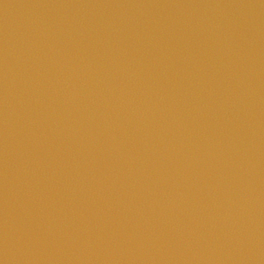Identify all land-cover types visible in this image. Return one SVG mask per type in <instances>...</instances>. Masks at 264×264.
Wrapping results in <instances>:
<instances>
[{
    "label": "water",
    "instance_id": "obj_1",
    "mask_svg": "<svg viewBox=\"0 0 264 264\" xmlns=\"http://www.w3.org/2000/svg\"><path fill=\"white\" fill-rule=\"evenodd\" d=\"M0 264H264V0H0Z\"/></svg>",
    "mask_w": 264,
    "mask_h": 264
}]
</instances>
